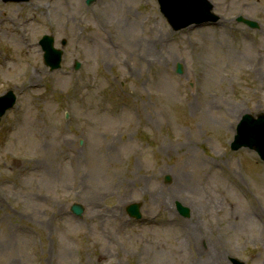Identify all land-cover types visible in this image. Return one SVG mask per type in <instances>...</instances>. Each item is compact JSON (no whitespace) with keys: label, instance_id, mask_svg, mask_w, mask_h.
<instances>
[{"label":"rangeland","instance_id":"obj_1","mask_svg":"<svg viewBox=\"0 0 264 264\" xmlns=\"http://www.w3.org/2000/svg\"><path fill=\"white\" fill-rule=\"evenodd\" d=\"M209 1L174 31L156 0H0V264H204L190 220L219 264H264V165L229 146L264 112V0Z\"/></svg>","mask_w":264,"mask_h":264},{"label":"water","instance_id":"obj_2","mask_svg":"<svg viewBox=\"0 0 264 264\" xmlns=\"http://www.w3.org/2000/svg\"><path fill=\"white\" fill-rule=\"evenodd\" d=\"M8 1V0H6ZM10 1H22V0H10ZM95 0H86V3L90 5ZM160 7V12L168 21L169 25L174 31H178L181 28L188 27L190 25L200 26L202 23L214 22L218 17L214 16L211 12L212 6L207 0H157ZM250 26H255L251 22H246ZM40 45L44 51L45 65L50 67L51 71L60 68L62 52L53 48V38L45 36ZM79 68V64H76L75 69ZM176 72L181 74V66H177ZM15 98L9 92L7 95L0 98V117L6 110L10 109L14 104ZM240 148H248L254 150L260 159L264 162V114L257 120L245 117L244 120L237 127V134L234 137V141L231 144L233 151ZM166 181H169V177H166ZM177 209L180 214L188 215L187 209L177 205ZM72 211L75 214H80L79 208L74 206ZM127 212L131 217L139 218L137 205H131L127 208ZM233 264H242L233 260Z\"/></svg>","mask_w":264,"mask_h":264},{"label":"bare ground","instance_id":"obj_3","mask_svg":"<svg viewBox=\"0 0 264 264\" xmlns=\"http://www.w3.org/2000/svg\"><path fill=\"white\" fill-rule=\"evenodd\" d=\"M214 98H212L211 100H213ZM162 149H165V144H163V146H161ZM184 149V147H182ZM170 149V148H168ZM197 169H199L201 167V165L199 163H197L196 165ZM181 178L183 177V180L185 179L187 181V178L183 175L180 176ZM189 182H185V186L184 188L186 189H189ZM166 199V198H164ZM100 214V213H98ZM103 218H114L112 216V213L111 212H108V213H105V214H102L101 215ZM107 221V220H106ZM194 221V220H193ZM193 221H189V223L187 224V226H183L184 228H181L182 231L184 232V238H185V242L189 243L190 244V247H192L194 245L195 248H197V243L198 241H200L201 243H204V247L207 249L209 248L210 249V257L208 258V260L204 263V264H219V261L220 260H223L224 259V250H226L224 247H221L223 248L222 250L220 249H216L212 252V248H211V245L208 242V237L210 236L209 233L206 234L207 237H205L203 234V230L202 232L199 233V236L197 234L194 233V229L191 228L193 227L194 223ZM191 222V223H190ZM169 223H173V220H169ZM196 236V237H195ZM198 237V238H197ZM192 245V246H191ZM225 246V245H223ZM215 247V246H214ZM101 258H106V255H104L103 253H101L99 259ZM104 260V259H103Z\"/></svg>","mask_w":264,"mask_h":264},{"label":"flooded vegetation","instance_id":"obj_4","mask_svg":"<svg viewBox=\"0 0 264 264\" xmlns=\"http://www.w3.org/2000/svg\"><path fill=\"white\" fill-rule=\"evenodd\" d=\"M235 131V128L234 127H232V132H234Z\"/></svg>","mask_w":264,"mask_h":264}]
</instances>
